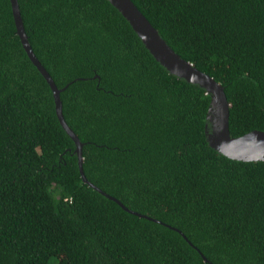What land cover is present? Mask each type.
I'll return each instance as SVG.
<instances>
[{
	"label": "trees",
	"instance_id": "obj_1",
	"mask_svg": "<svg viewBox=\"0 0 264 264\" xmlns=\"http://www.w3.org/2000/svg\"><path fill=\"white\" fill-rule=\"evenodd\" d=\"M132 1L225 88L232 137L264 132V0ZM18 2L64 89L85 175L118 202L83 181L52 88L0 0V264H264V162L208 145L210 96L170 75L107 0Z\"/></svg>",
	"mask_w": 264,
	"mask_h": 264
},
{
	"label": "water",
	"instance_id": "obj_2",
	"mask_svg": "<svg viewBox=\"0 0 264 264\" xmlns=\"http://www.w3.org/2000/svg\"><path fill=\"white\" fill-rule=\"evenodd\" d=\"M107 1H109L111 5L128 21L145 48L170 75L205 91L206 94L210 96L211 101L205 123V136L208 145L220 155L234 161L264 162V132L253 131L242 137H232L230 130V103L225 88L214 78L199 71L190 62L177 54L132 0ZM11 4L18 36L20 37L29 58L51 86L58 119L64 130L73 139L76 145V153L78 154L80 173L83 181L99 190L103 195L118 202L116 198L107 195L87 179L83 167L84 144L80 141L64 118L63 103L61 100V93L64 89L61 90L57 87L50 73L36 57L24 27L18 0H11ZM121 206L135 216L146 217L137 212L131 211L123 204H121ZM175 230L180 232L177 229ZM180 233L183 234L182 232Z\"/></svg>",
	"mask_w": 264,
	"mask_h": 264
}]
</instances>
